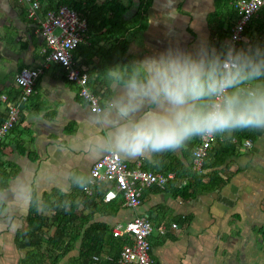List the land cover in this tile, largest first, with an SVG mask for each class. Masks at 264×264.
Listing matches in <instances>:
<instances>
[{"label": "crops", "instance_id": "crops-1", "mask_svg": "<svg viewBox=\"0 0 264 264\" xmlns=\"http://www.w3.org/2000/svg\"><path fill=\"white\" fill-rule=\"evenodd\" d=\"M39 1L42 15L63 6V0ZM233 1L121 0L126 15L119 19L116 30L125 36L119 40L99 29L98 21L105 17L92 19L87 41L76 51L75 60L99 98L102 113L96 114L79 97V87L67 79L65 68L43 54L46 39L30 21L28 6L17 0H0L2 118L7 116L3 95L13 100L19 93L15 83L19 71L25 67L41 70L34 95L22 106L18 126L0 140V264H20L25 258L19 246L23 240L17 235L25 230L34 195L40 201L39 212L51 217L55 208L44 205L61 195H70L68 199L76 196L80 226L87 223L83 230L94 222L114 226L135 215L149 217L155 228L150 240L156 264H264V233L258 231L264 227V131L256 130L252 147L242 146L237 154L229 152L228 140L235 133L229 138L218 136L201 174L192 170L193 149L199 138L177 152L123 159L132 167L141 164L175 177L165 189L148 188L143 205L136 210L121 200L107 206L84 198L76 183L80 177L88 180L93 165L107 153L93 151L94 137L109 131L103 121L119 94L106 70L130 65L168 47L191 50L200 41L217 52L225 51L237 20ZM261 12L250 23L238 50L254 44L264 48V9ZM113 42L117 46H112ZM121 52L122 57L115 62ZM225 158L226 162L219 163ZM153 159L160 162L152 163ZM158 228L166 232L161 234ZM253 243H260L261 249L256 251ZM77 255L78 251L66 260ZM107 255L108 251L104 258Z\"/></svg>", "mask_w": 264, "mask_h": 264}, {"label": "clouds", "instance_id": "clouds-1", "mask_svg": "<svg viewBox=\"0 0 264 264\" xmlns=\"http://www.w3.org/2000/svg\"><path fill=\"white\" fill-rule=\"evenodd\" d=\"M27 6L29 12V5ZM42 12L41 6L39 13L43 14ZM29 17L30 21L38 25L41 32V24L31 17L30 12ZM86 21L87 35L76 51L87 41L90 25L87 19ZM106 75L111 81V86L118 89L119 94L111 101L109 115L103 121L109 131L105 136L94 137L93 151L97 155L110 152L125 161L154 158L164 153L177 152L195 138L214 136L229 138L238 131H264V48L259 44L239 50L231 45L226 51L221 52L211 48L205 41H200L191 50L181 46L168 47L130 65H114L106 70ZM15 99L5 101L2 97V100L7 102V113L8 103ZM101 113L102 111L96 114ZM235 139L233 136L231 141L237 143ZM151 162L158 164L160 161L153 159ZM139 165L141 169L153 172L141 164L137 166ZM204 170L193 172L201 174ZM153 173L165 177L170 174ZM174 178L173 175V178L168 179L164 187L159 184L157 186L165 189ZM89 181L90 174L88 180L85 177L76 180L77 185L82 188L84 198L95 199L107 206L121 200L124 205L120 194L110 202L105 201L106 194L113 189L108 183L98 184L91 192L86 191L84 188ZM147 189L143 192V202ZM130 221L114 225L112 234L114 228L125 227ZM175 227L176 224L173 225V228ZM158 231L161 234L166 232L164 228H158ZM114 237L117 239L125 237L129 240L125 234ZM129 241H126L124 246ZM150 256L152 263L156 264L152 250Z\"/></svg>", "mask_w": 264, "mask_h": 264}, {"label": "built area", "instance_id": "built-area-1", "mask_svg": "<svg viewBox=\"0 0 264 264\" xmlns=\"http://www.w3.org/2000/svg\"><path fill=\"white\" fill-rule=\"evenodd\" d=\"M29 5V12L34 20L41 24V34L46 39V48L43 54L48 61L59 64L67 69L66 77L79 86V96L96 112L102 111L98 98L89 89V77L82 72V66L75 60V51L84 42L87 35V21L74 9L61 6L57 10H50L46 14L39 13L41 5L38 0H20ZM237 20L230 31V42L225 51L231 45L238 49L242 41L245 29L253 21L255 16L264 8V0H235ZM41 70L37 68H22L15 78V83L20 89L15 101L8 103L7 120L0 126V139L10 127L20 120L22 105L34 92L36 80ZM3 100L8 101L7 96ZM216 136L200 138V142L193 149L192 168L195 172H202L209 151L216 143ZM250 148L251 141H244ZM173 178L157 175L153 172L141 169L140 165L131 167L123 158L108 152L92 167L90 181L84 188L91 192L98 184L108 183L113 188L106 194L105 201L110 202L117 195L124 200V205L136 209L143 203V192L154 184L164 187L168 179ZM154 230L149 218L135 216L125 227L117 226L113 230L116 237L126 235L129 243L126 244L116 264H153L151 258L152 245L150 237Z\"/></svg>", "mask_w": 264, "mask_h": 264}, {"label": "trees", "instance_id": "trees-1", "mask_svg": "<svg viewBox=\"0 0 264 264\" xmlns=\"http://www.w3.org/2000/svg\"><path fill=\"white\" fill-rule=\"evenodd\" d=\"M102 1L103 3L99 2V0H63L61 5L78 11L88 20L90 27L92 24V19H97V17H105L98 21V27H101L99 29H105L104 33H109L111 38L112 35L115 36L117 40L122 37L124 38L125 35L121 32H118L116 29L119 28V19L126 15V8L121 4V0ZM234 1L232 5H234ZM233 9L236 16L237 12L234 6ZM261 11L259 13H262ZM249 25L245 29L244 34L246 33ZM113 32L115 33L112 34ZM117 44L113 42L112 46H117ZM122 55V52L121 55L116 54L115 62H118ZM34 93L28 97L26 104L29 102ZM6 120L7 116L2 118L0 115V126H2ZM17 126L18 124H15L14 126L10 127V131L8 130L9 132L7 131L8 133L6 132V135L1 137L0 140L4 139L13 130V128ZM234 135L236 137L235 140L237 143L232 142L231 139L228 140L230 142L229 145L231 146V150H229V152L233 151L234 154H237L243 139L254 140L256 138V130L238 131L235 132ZM226 160V158L224 160H220L219 163L222 164L223 162H226ZM152 171L155 172L154 170ZM157 185L158 184H154L150 188L159 189ZM68 196L70 195H61L60 199L51 202L47 206H43V208H55L54 214L50 218L42 215L39 212L40 201L38 197L35 195L32 197L30 210L28 211V215L25 217V230L20 231L17 237L22 238L23 240V238H29L32 233L39 234L44 228L54 227L55 231L53 235H49V233L46 234L48 236L46 243L50 248V254L48 255V258L40 251L42 245L40 243L31 241L29 246H33V251L29 250L27 253H25L26 259L24 258L20 264H60L62 259L74 252L78 242H80V247L77 249L78 255L75 258H71V260H66L65 264H116L117 260L120 258L124 244L129 240L125 237L119 239L115 238L112 234L113 226L109 224L94 222L88 227H85L83 230L87 223H84L82 226H80L81 217H79L77 214L79 204L76 201V196L75 199H68ZM43 202H45V200ZM65 209H68V211H65ZM258 231L261 232L260 234H263L264 227H260ZM43 235H45V233ZM66 238L69 240L66 241ZM254 244L255 243H253V245ZM38 245L41 247L39 246V248H35L38 247ZM254 246L256 248L255 250L257 251V246ZM106 251H108V255L104 258Z\"/></svg>", "mask_w": 264, "mask_h": 264}, {"label": "rangeland", "instance_id": "rangeland-1", "mask_svg": "<svg viewBox=\"0 0 264 264\" xmlns=\"http://www.w3.org/2000/svg\"><path fill=\"white\" fill-rule=\"evenodd\" d=\"M261 185L263 186V190H264V184L261 183ZM260 185V186H261ZM261 195H262V192H261ZM45 216H50V214H46ZM53 216V215H52ZM51 217V216H50ZM54 231H55V228L52 227V228H44L42 230V232H40L39 234H34L32 233L30 235L29 238H23V241L20 242V248L22 250H24L25 253H27L29 250H32L33 246H29V244L31 243V241L33 242H36V243H40L42 245V248H40V251L42 253H44V256H46L48 258V255L50 254V248H49V245L46 243L47 241V238L48 236L46 234L49 233V235H53L54 234ZM45 233V235H43ZM22 240V239H21ZM69 240L68 238H66V241ZM259 241V240H258ZM40 245H38V247H35V248H39ZM254 246V245H253ZM258 249H261V245L260 243H258V245H256ZM41 247V246H40ZM80 247V242H78L77 246H76V249H79ZM255 247V246H254ZM33 251V250H32ZM71 254H77V250L72 252ZM70 254V255H71ZM256 256V255H255ZM46 260V259H45ZM66 263V258L62 259L61 260V263L60 264H65ZM250 264H262L260 262H253V261H250Z\"/></svg>", "mask_w": 264, "mask_h": 264}, {"label": "bare ground", "instance_id": "bare-ground-1", "mask_svg": "<svg viewBox=\"0 0 264 264\" xmlns=\"http://www.w3.org/2000/svg\"><path fill=\"white\" fill-rule=\"evenodd\" d=\"M26 7H27V6H26ZM45 48H46V47H45ZM52 63H53V62H52ZM66 71H67V70H66ZM39 77H40V76H39ZM69 81H70V80H69ZM74 84H75V83H74ZM76 87H77V86H76ZM89 87H90V84H89ZM17 88H18V87H17ZM82 99H83V98H82ZM27 101H28V100H27ZM9 129H10V128H9ZM9 131H10V130H9ZM9 131H8V132H9ZM8 132H7V133H8ZM5 135H6V134H5ZM5 135H4V136H5ZM243 146H244V145H243ZM183 186H184V185H183ZM184 187H185V186H184Z\"/></svg>", "mask_w": 264, "mask_h": 264}]
</instances>
